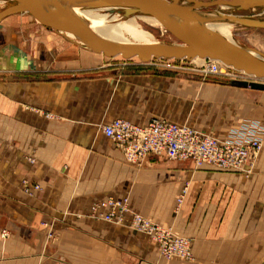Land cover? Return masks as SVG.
Masks as SVG:
<instances>
[{"label": "crops", "instance_id": "obj_1", "mask_svg": "<svg viewBox=\"0 0 264 264\" xmlns=\"http://www.w3.org/2000/svg\"><path fill=\"white\" fill-rule=\"evenodd\" d=\"M86 62L69 68L6 48L0 264H264V109L254 116L264 95L255 101L257 90L229 82L205 87V94L232 102L231 117L214 124L217 140L262 141L244 171L155 155L132 164L102 126L115 119L147 125L158 118L147 113L158 91L170 96L172 85L149 66L129 72ZM110 197L127 199L132 213L190 239L193 260L162 258L157 243L130 227L131 213L122 224L91 218L90 206ZM45 225L53 231L50 241Z\"/></svg>", "mask_w": 264, "mask_h": 264}, {"label": "rangeland", "instance_id": "obj_2", "mask_svg": "<svg viewBox=\"0 0 264 264\" xmlns=\"http://www.w3.org/2000/svg\"><path fill=\"white\" fill-rule=\"evenodd\" d=\"M198 1L212 2L217 0ZM179 3L191 5L185 0H180ZM13 4V2H5L3 5H0V12ZM74 11L81 15L87 13L89 17H98L106 14L105 11H101L100 9H78ZM194 11L212 22L222 21L220 14H230L250 23L253 21L264 22V9L259 7L242 10L238 8L220 9L218 6H214L195 9ZM134 15L149 16L143 13H136ZM154 22L158 21L154 20ZM138 24L155 38L158 44L174 45L183 43L163 28L160 23V27L151 26L139 20ZM231 25V37L240 47L264 54V27H254L241 22H235ZM108 30L120 36L123 39L124 45H138L135 42L136 38L134 39L132 35L124 32L120 24L111 25ZM102 35L105 37V41L110 42L104 34ZM11 46L23 49L29 55L39 53L41 59H45L46 62L55 61L66 67L69 66V68L76 67L75 65L78 68L86 67L82 65L84 61H87L86 63L90 61L92 64L89 66L93 69L106 65L129 72H137L145 66H149L153 68L156 76L167 78V83L172 85L173 92L170 96L167 95L165 97L158 91L156 106L151 111H147V113L159 119L165 118L179 124L190 125L199 131L205 132V134H212L215 123L225 121V119L230 118L232 115L231 98L227 102L226 100L229 98L227 95L214 94L212 92L205 94L207 84L232 81L264 83V81L240 71L235 72L236 80L205 76L201 73L202 60L153 58L149 62L143 63L137 58L124 59L121 56L109 58L87 49L69 31L65 29L60 30L55 26L42 23L28 13H17L0 21V63H4L6 48ZM3 74V72H0V78L2 79ZM251 93L255 101L258 100L259 95H264L261 91H253ZM256 103L258 105L255 104L257 108L254 109V116L260 114L261 107L264 109V99ZM204 129L208 131H204Z\"/></svg>", "mask_w": 264, "mask_h": 264}, {"label": "water", "instance_id": "obj_3", "mask_svg": "<svg viewBox=\"0 0 264 264\" xmlns=\"http://www.w3.org/2000/svg\"><path fill=\"white\" fill-rule=\"evenodd\" d=\"M14 4L0 12V21L17 13H28L36 20L65 29L73 34L86 48L97 54L124 59L137 57L147 63L153 58L187 59L195 58L216 60L258 80L264 81V61L262 53H250L230 41L207 31L193 16L192 11L203 7L226 5L247 10L263 7L264 0H217L202 2L185 0L191 5H182L179 0H0ZM77 2L81 6L93 8L123 9L126 17L143 13L155 18L167 31L172 33L182 44H144L117 45L106 42L92 34L77 18L66 15L61 2ZM189 6V7H188ZM234 20L254 27L264 25L246 22L233 17ZM230 85L252 90L264 91V83L229 82Z\"/></svg>", "mask_w": 264, "mask_h": 264}, {"label": "built area", "instance_id": "obj_4", "mask_svg": "<svg viewBox=\"0 0 264 264\" xmlns=\"http://www.w3.org/2000/svg\"><path fill=\"white\" fill-rule=\"evenodd\" d=\"M235 72L239 71L219 61L203 59L201 73L205 76L236 80ZM102 132L122 152L125 160L132 164H140L148 155H155L171 161H192L195 168L207 166L220 171L236 172L244 171V166L253 161L262 149V141L257 137L219 141L212 134L159 118L143 126L115 119L103 125ZM38 188L37 185L34 187ZM181 203L182 197L178 205ZM129 213L132 215L130 227L148 235L157 243L162 258L185 261L193 259L190 239L176 235L171 228L160 227L132 213L127 199L110 197L93 203L89 209L91 218L112 224H122ZM52 238L53 231L48 227L46 239L50 241Z\"/></svg>", "mask_w": 264, "mask_h": 264}, {"label": "bare ground", "instance_id": "obj_5", "mask_svg": "<svg viewBox=\"0 0 264 264\" xmlns=\"http://www.w3.org/2000/svg\"><path fill=\"white\" fill-rule=\"evenodd\" d=\"M179 2H180V0H179ZM4 3H5V1H0V5H3ZM61 7H62V9L66 15L73 16V17L77 18L95 36L104 40L102 38V34H104L106 36V38L110 41L109 43L117 44V45H124L123 39L120 36H118L114 32H111L108 30V28L111 25L120 24L121 27L123 28L124 32H127L129 35H132L134 39L136 38L135 42L138 45L158 44L156 39L153 38L144 28H142L138 24V20H139V21L146 23L148 25L160 27V24L158 22H154V20L155 21H157V20L153 17L141 16V15H139V16L131 15V16L126 17L124 15L123 9L93 8V7L81 6L77 2H72V1L61 2ZM218 7L220 9H235L236 8L233 6L230 7V6H226V5H219ZM255 8H257V7H255ZM255 8H252V9H255ZM259 8L264 9V6L259 7ZM74 9H89V10L100 9L101 11L102 10L105 11L106 14L98 16V17H88L85 15H81V14L76 13L74 11ZM192 14L196 18V20L202 25V27L204 29L217 34L218 36L230 41L233 44L238 45L235 42V40H233V38L231 37V34H230V29L232 26L231 24L238 22V21L233 19L234 16H232L230 14H220L222 21L212 22V21L207 20L206 18H203L196 11H192ZM239 19H241V18H239ZM254 23L264 25V22L255 21ZM106 42H108V41H106ZM249 51L251 54L256 55V53L254 51H251V50H249ZM134 58H137V57H134ZM261 59L264 61V57L261 56ZM194 60H202V62H203V59H200V58H195Z\"/></svg>", "mask_w": 264, "mask_h": 264}]
</instances>
